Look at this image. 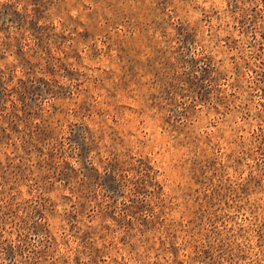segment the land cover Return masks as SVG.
<instances>
[{"label": "rangeland", "instance_id": "rangeland-1", "mask_svg": "<svg viewBox=\"0 0 264 264\" xmlns=\"http://www.w3.org/2000/svg\"><path fill=\"white\" fill-rule=\"evenodd\" d=\"M0 264H264V0H0Z\"/></svg>", "mask_w": 264, "mask_h": 264}]
</instances>
